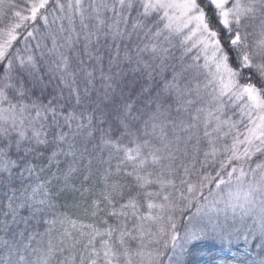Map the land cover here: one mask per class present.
<instances>
[{"label": "snow or ice", "instance_id": "6c2138e0", "mask_svg": "<svg viewBox=\"0 0 264 264\" xmlns=\"http://www.w3.org/2000/svg\"><path fill=\"white\" fill-rule=\"evenodd\" d=\"M264 264V0H0V264Z\"/></svg>", "mask_w": 264, "mask_h": 264}, {"label": "trees", "instance_id": "16d2710c", "mask_svg": "<svg viewBox=\"0 0 264 264\" xmlns=\"http://www.w3.org/2000/svg\"><path fill=\"white\" fill-rule=\"evenodd\" d=\"M219 252V248L211 249L209 252L207 245H205L199 258V264H214V260L220 258V256L217 255Z\"/></svg>", "mask_w": 264, "mask_h": 264}]
</instances>
